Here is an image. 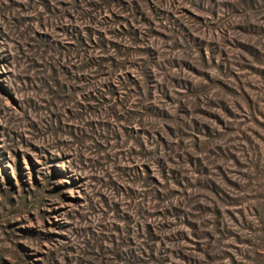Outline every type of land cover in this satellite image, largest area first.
I'll return each mask as SVG.
<instances>
[{
    "label": "rangeland",
    "instance_id": "374dc122",
    "mask_svg": "<svg viewBox=\"0 0 264 264\" xmlns=\"http://www.w3.org/2000/svg\"><path fill=\"white\" fill-rule=\"evenodd\" d=\"M0 264H264V0H0Z\"/></svg>",
    "mask_w": 264,
    "mask_h": 264
}]
</instances>
